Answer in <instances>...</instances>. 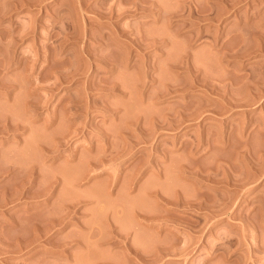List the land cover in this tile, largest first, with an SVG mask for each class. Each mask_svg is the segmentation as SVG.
Listing matches in <instances>:
<instances>
[{
    "label": "rangeland",
    "instance_id": "rangeland-1",
    "mask_svg": "<svg viewBox=\"0 0 264 264\" xmlns=\"http://www.w3.org/2000/svg\"><path fill=\"white\" fill-rule=\"evenodd\" d=\"M0 264H264V0H0Z\"/></svg>",
    "mask_w": 264,
    "mask_h": 264
},
{
    "label": "bare ground",
    "instance_id": "bare-ground-1",
    "mask_svg": "<svg viewBox=\"0 0 264 264\" xmlns=\"http://www.w3.org/2000/svg\"><path fill=\"white\" fill-rule=\"evenodd\" d=\"M147 260V259H146ZM143 261V260H142ZM145 262V261H144ZM147 262V261H146Z\"/></svg>",
    "mask_w": 264,
    "mask_h": 264
}]
</instances>
